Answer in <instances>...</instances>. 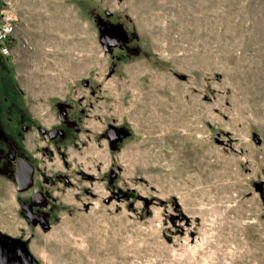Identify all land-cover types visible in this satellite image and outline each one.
I'll list each match as a JSON object with an SVG mask.
<instances>
[{
  "label": "rangeland",
  "instance_id": "rangeland-1",
  "mask_svg": "<svg viewBox=\"0 0 264 264\" xmlns=\"http://www.w3.org/2000/svg\"><path fill=\"white\" fill-rule=\"evenodd\" d=\"M4 11L17 17L8 79L32 114L50 126L48 100L66 97L82 118L39 159L35 178L61 203L51 225L25 224L9 201L1 229L27 237L39 264H264V0H0ZM102 23L129 48L104 51ZM107 123L126 130L113 149Z\"/></svg>",
  "mask_w": 264,
  "mask_h": 264
},
{
  "label": "flooded vegetation",
  "instance_id": "flooded-vegetation-1",
  "mask_svg": "<svg viewBox=\"0 0 264 264\" xmlns=\"http://www.w3.org/2000/svg\"><path fill=\"white\" fill-rule=\"evenodd\" d=\"M102 30L99 34L111 39H118L119 44L110 47L108 53L113 55V49H127L128 35L120 25L111 26L100 24ZM130 38L136 39L135 33L129 34ZM127 39V40H126ZM109 48V47H108ZM1 55V54H0ZM7 56H0V179L4 182V190L0 189V214L6 213L4 206L10 201L16 207L17 217L23 219L25 224L32 227L47 229L51 224L54 214L59 211L61 203L57 198L55 190L49 188L48 177L42 175L35 178L40 170L39 159L51 156L52 150H59L60 145L75 140V134L79 133V125L82 118L79 113L81 109L76 107L73 100L53 98L48 100L47 109L53 111L50 126L43 124L41 115H33L29 109L27 97L21 94L13 82L8 79L10 67L6 63ZM113 68L114 67H110ZM109 68V69H110ZM83 84H87L84 79ZM48 119V117H45ZM33 132L36 139L33 146H28L27 133ZM126 130L123 125L107 123L102 132V139L107 142L108 149L115 148L124 138ZM111 137L115 140L111 142ZM37 139L47 141L40 144ZM23 174L25 179H23ZM57 180L66 183L68 178L55 173ZM10 216V215H9ZM27 237L9 234L0 228V252L7 251L15 257H19L18 244L20 239L26 242Z\"/></svg>",
  "mask_w": 264,
  "mask_h": 264
},
{
  "label": "water",
  "instance_id": "water-1",
  "mask_svg": "<svg viewBox=\"0 0 264 264\" xmlns=\"http://www.w3.org/2000/svg\"><path fill=\"white\" fill-rule=\"evenodd\" d=\"M109 14V12H106ZM100 30H102V27H100ZM100 36V42L102 44V48L104 51H108L110 47L115 46L119 44L118 39H111L108 36ZM109 47V48H108ZM112 72V68L109 69L108 74ZM111 142L115 140L114 137H111ZM26 176L23 174V179H25ZM19 240L20 244H18V253L19 257H15L14 254L8 253L7 251L0 252V264H39L34 255L29 251L26 242Z\"/></svg>",
  "mask_w": 264,
  "mask_h": 264
},
{
  "label": "built area",
  "instance_id": "built-area-1",
  "mask_svg": "<svg viewBox=\"0 0 264 264\" xmlns=\"http://www.w3.org/2000/svg\"><path fill=\"white\" fill-rule=\"evenodd\" d=\"M17 17L9 11L0 15V54L10 55L9 44L13 41V34L17 26Z\"/></svg>",
  "mask_w": 264,
  "mask_h": 264
},
{
  "label": "trees",
  "instance_id": "trees-1",
  "mask_svg": "<svg viewBox=\"0 0 264 264\" xmlns=\"http://www.w3.org/2000/svg\"><path fill=\"white\" fill-rule=\"evenodd\" d=\"M104 24V23H103Z\"/></svg>",
  "mask_w": 264,
  "mask_h": 264
}]
</instances>
